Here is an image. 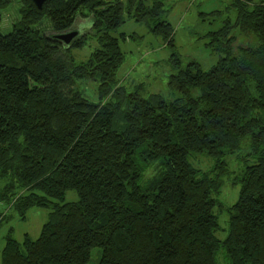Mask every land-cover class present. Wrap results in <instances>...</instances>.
Listing matches in <instances>:
<instances>
[{"label":"trees","instance_id":"trees-1","mask_svg":"<svg viewBox=\"0 0 264 264\" xmlns=\"http://www.w3.org/2000/svg\"><path fill=\"white\" fill-rule=\"evenodd\" d=\"M11 1L0 0V25ZM16 1L20 20L0 31V202L23 220L32 208L49 215L38 238L7 236L1 264H89L94 249L97 264H217L220 252L264 264V0H235V23L210 34L222 54L210 70L174 53L172 101L118 78L127 21L174 48L164 0ZM74 30L70 44L58 38ZM241 35L257 43L238 45ZM82 82L97 83L94 100ZM235 154L245 164L227 204L224 159ZM196 155L216 168L197 169Z\"/></svg>","mask_w":264,"mask_h":264},{"label":"rangeland","instance_id":"rangeland-1","mask_svg":"<svg viewBox=\"0 0 264 264\" xmlns=\"http://www.w3.org/2000/svg\"><path fill=\"white\" fill-rule=\"evenodd\" d=\"M252 1L257 2L258 0ZM164 2L166 18L174 32V48L168 46L160 37L150 33L146 26L134 21H127L117 33L125 54L124 61L118 71V78L128 87L129 91L142 84L146 96L161 95L166 100L172 101L178 97L177 94L170 91L169 87L170 77L173 74L171 60L175 58L174 53L182 61L183 66L194 61L199 63L203 70H210L222 56L211 43L212 36L210 34L218 32L229 23L234 24L237 12L233 6L235 0H164ZM20 8L19 3L12 0L8 7L2 10L0 25L2 33H8L12 25L20 20ZM87 23V19H78L76 29L79 31L86 29ZM240 33H242L240 29H235V33L231 36L240 35ZM122 35L127 36L126 40H122ZM236 43L245 47L248 44L255 45L257 40L241 35L238 36ZM90 54V47L76 50L73 53L79 63L86 61ZM82 83L85 84V89L81 85L77 87L83 89L85 94L94 100L97 83ZM224 161L228 164V169L232 174L230 173L224 178L220 200L232 204L237 201L240 190L239 186L235 187L232 184V179L244 167L245 160L243 154H235L227 156ZM191 163L197 169L206 172L215 169L218 160L204 155H196ZM151 175L152 172L148 174V177ZM5 184V180L0 177V190L4 188ZM77 199V194L71 191L66 194L65 203L74 202ZM48 215V209L32 208L27 212L26 219L23 220L9 205L0 202V264L7 236L11 235L18 242H21L26 234L33 239L38 238L43 225L48 221ZM218 215L220 229L216 236L224 240L227 237L228 218L224 213ZM98 252L97 249L92 251L89 264L98 263ZM223 263L227 264L220 252L217 256V264Z\"/></svg>","mask_w":264,"mask_h":264},{"label":"water","instance_id":"water-1","mask_svg":"<svg viewBox=\"0 0 264 264\" xmlns=\"http://www.w3.org/2000/svg\"><path fill=\"white\" fill-rule=\"evenodd\" d=\"M38 9H42L43 5L46 3L47 0H30ZM78 36V33L73 31L69 32L67 34H64L62 36H59L58 38L62 40L65 44H70L71 41Z\"/></svg>","mask_w":264,"mask_h":264}]
</instances>
